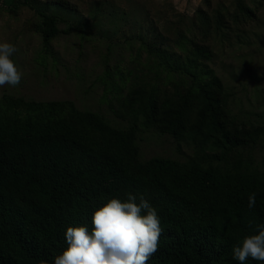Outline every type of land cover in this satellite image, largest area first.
Here are the masks:
<instances>
[{
    "label": "trees",
    "instance_id": "obj_1",
    "mask_svg": "<svg viewBox=\"0 0 264 264\" xmlns=\"http://www.w3.org/2000/svg\"><path fill=\"white\" fill-rule=\"evenodd\" d=\"M217 2L183 18L173 38L152 24L147 36L116 45L130 51L127 66L108 45L100 102L121 127L71 100L0 97V264H53L67 247L68 227L91 229L97 208L128 193L143 195L160 217L159 250L147 264H239L232 248L264 225V157L255 154L264 124L238 108L237 95L209 63L213 38H240L259 21L261 5ZM43 3L58 11L32 0L22 6L38 16L34 31L49 67L52 42L83 27L59 12H77L71 1ZM11 4L16 15L17 3ZM144 132L169 136L192 154L184 161L146 159ZM252 192L256 205L249 209ZM246 264L264 262L249 258Z\"/></svg>",
    "mask_w": 264,
    "mask_h": 264
},
{
    "label": "rangeland",
    "instance_id": "obj_2",
    "mask_svg": "<svg viewBox=\"0 0 264 264\" xmlns=\"http://www.w3.org/2000/svg\"><path fill=\"white\" fill-rule=\"evenodd\" d=\"M32 1L38 2L50 13L58 11L49 5L46 7L45 0ZM69 1L77 12H59L76 21L83 29L54 40L50 47L53 54L47 58L49 67H44L43 56L47 54L43 39L34 31L38 16L22 6L24 0H0V42L7 41L17 46L19 52L13 59L24 73L18 87L6 85L0 88V97L9 92L28 100H71L80 109L97 111L113 125L121 127L123 124L115 112L100 102L104 89L101 77L108 45H114L116 56H125L124 65L127 66V52L130 51L120 50L116 45L121 46L131 37L137 38L138 34L147 36L152 24L162 35L173 38L178 28L174 26L183 18L192 17L198 8L206 6V1L216 3L219 0ZM223 1L230 4L233 0ZM261 1L259 21L250 25L240 38L224 39L225 43L220 38H213L214 57L209 67L227 89L237 95L238 108H244L250 118L264 124V0ZM14 2L19 8L16 15L9 11ZM137 48L138 45H135ZM55 60L58 61L57 68ZM140 139L146 159L160 156L184 161L192 154L185 144L180 146L169 136L144 132ZM255 154L258 160L264 157V143L258 146Z\"/></svg>",
    "mask_w": 264,
    "mask_h": 264
},
{
    "label": "clouds",
    "instance_id": "obj_3",
    "mask_svg": "<svg viewBox=\"0 0 264 264\" xmlns=\"http://www.w3.org/2000/svg\"><path fill=\"white\" fill-rule=\"evenodd\" d=\"M18 52L16 45L0 42V88L20 85L24 73L13 59ZM256 196L248 195L249 209L255 207ZM91 224V229L84 225L66 229L67 247L53 264H147L159 250L163 229L158 210L143 195L109 199L92 213ZM255 231L258 234L244 235L232 248V258L239 264L249 258L264 262V225Z\"/></svg>",
    "mask_w": 264,
    "mask_h": 264
}]
</instances>
